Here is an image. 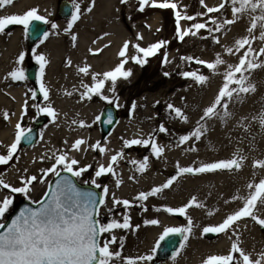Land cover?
<instances>
[{
  "label": "snow or ice",
  "instance_id": "obj_1",
  "mask_svg": "<svg viewBox=\"0 0 264 264\" xmlns=\"http://www.w3.org/2000/svg\"><path fill=\"white\" fill-rule=\"evenodd\" d=\"M203 12H199L196 15L186 14V8L178 5L173 0H137V11L144 12L145 7L149 6L153 9H171L175 19V36L183 42L189 35L197 36L201 30H205L208 33H222L223 30L230 25L238 22L242 17L248 16L250 18L249 26L246 28L247 35L238 38L234 41V47L225 48V52L228 55L241 53L238 58V63L227 64L226 70L222 73L223 83L219 88L212 103L203 110L200 119L196 122L194 130L190 135H185L179 138L178 144L183 145L191 139L199 141L203 135L207 133L205 123L207 120L213 118H219L221 122H226L231 117V113L228 111L229 104L231 102H242V96L244 94L254 93L256 91L255 85L250 81V74L253 70L258 68H264V61L260 60L261 56H264V47L259 48L257 51L253 48V43L256 40L264 43V0H220L218 5L209 7L205 0H199ZM14 0H0V10L5 6H11ZM121 4H127L128 0H120ZM95 5V0H91V6L86 8L87 12H92ZM72 11L70 13V20L65 29L66 32H70L73 26L81 19L82 8L79 0H72ZM231 8V18H224L222 21L210 14L221 13L226 7ZM208 17L205 22H196L190 25L187 29H181L182 21H196ZM34 22H39L48 25L50 21L44 16L38 14L37 8H31L25 11L23 14H10L0 16V34H4L5 30L11 25H19L23 27L24 33L29 32L30 26ZM214 25L215 27H209ZM148 27L147 25H145ZM58 26L51 24V28L55 30ZM161 29H157L159 32ZM255 35L254 33H257ZM34 34L38 39L41 37V30L35 29ZM107 35V34H105ZM40 43L43 44L49 39V33L43 32ZM103 37H101L102 39ZM201 39L206 37L201 36ZM77 36L72 35L71 40L73 46L77 41ZM143 36L137 34L136 40L140 41ZM213 42L220 43L218 37L213 35ZM95 43V41H93ZM166 41H158L152 43L148 47H141L140 44H132L131 41H125L118 52L119 63L113 70L104 72L103 74L94 73L91 75L92 84H83L84 91L81 93V99L91 100L93 96H98L102 100H106L107 103L112 104L113 100L104 96L103 90L106 82H110V90L115 93L117 81L120 79L128 80L132 76L131 70H126L125 66L131 61L132 63L143 66L146 64L148 58L156 56L160 49L166 46ZM130 46L134 49L135 54L129 55ZM108 47V45H105ZM103 49L93 51L89 49L90 54L98 55ZM35 62L39 65V72L37 73L36 80L39 85V93L43 98V101L48 102L50 100V90L45 85V68L48 63L46 57L41 54L35 53ZM25 61V54L21 52L18 59L15 61L17 67L11 70L5 79H10L13 82H23L27 80V75L22 67ZM181 61H187L189 63H195L202 65L204 68L212 72L213 75L220 74L218 69L220 66L225 65L226 61L221 58V55L217 53L213 62H207L199 58L192 56L181 57ZM167 54H164V63H169ZM66 66H71V61L66 62ZM78 73H82L88 76L90 73V67L84 66L77 69ZM165 75H168L165 73ZM182 75L193 80L198 85H205L208 82L209 77L207 75L198 74L197 71L184 72ZM31 92L30 99L32 101L37 100V92L29 89ZM66 95H72L71 92L65 93ZM28 100L24 101V107L22 109V116L27 115ZM36 111L52 118L55 123L57 118V112L51 106L50 103L46 106H40L33 104ZM135 104L132 105L134 110ZM171 112L175 113V116L183 122L188 121V117L179 108H175L172 104L167 105ZM222 110V111H218ZM3 118L7 120L9 114L3 113ZM100 117L97 116L96 120L99 121ZM254 120H258L261 128H264V111H261L257 117H253ZM112 122L111 114H108L107 123ZM72 123H77L73 121ZM91 125H85L83 122H79V127H90ZM31 129H25L21 126V123L15 125V137L14 141L7 146L6 154H0V166L8 165L13 158L16 157L18 149L23 142L31 143L32 137L30 136ZM158 131L160 133L167 132V129L160 126ZM247 131V128H245ZM88 142L84 139H77L70 146L69 151L80 152L82 146ZM67 144V141H65ZM132 146H151L152 154L156 158H160L163 155L164 148L156 143L154 136H149L147 139H132L123 140V147L130 148ZM98 151L101 155L105 154L107 149L101 146L100 142H96L94 145H88L84 151ZM188 151L195 152V147H190ZM124 153L121 151L116 155H112L107 166L101 164L94 171V178L90 183L96 188L102 186L97 183L96 178L103 177L111 174L116 176L117 173L114 169V165L118 164V161L122 159ZM49 159L53 160L52 165L49 168L42 169L41 174L22 177L19 181V187L13 186L4 179L0 178V190L6 189L8 194L4 195L0 199V220L5 217V214L9 212L14 203L13 194H20L26 199L30 198V192L32 186L36 183L45 184L49 176L59 177L56 180L53 187L49 182L48 190L44 192L43 198L38 201H32L38 205L37 208L26 207L22 209L10 223H0V264H116L117 261H121L122 264H144L153 260V255H143L136 258H124L119 250L112 252L110 246L117 244V237L111 236V239L101 241V237L105 233H112L114 230H127L132 227L130 224V216L127 214L122 215V222L115 219L108 223H102L97 217H99V209L106 205V200L109 196V189L107 186L102 188V196L97 199V195L94 192H82L76 185L67 177H61V173H68L72 177H81L84 173H88L92 169V165L79 166L80 161L75 158H69L67 152L64 150H58L57 153H53ZM247 157L239 155L237 152L231 159L219 160L215 162H199L198 166L182 167L179 163L176 164V176H172L166 180L161 186L153 187L148 192H140L134 197V200L145 202L150 197H155L165 190L170 189L177 179L185 174L198 175L205 173H215L218 171H240L244 161ZM131 164L137 165L136 171L144 173L148 168V158L145 157L142 162L135 160L130 161ZM253 169H264V160H254L252 163ZM255 175V173H253ZM130 179H135L130 177ZM116 187L119 188L122 184L120 179L115 181ZM249 190L247 196L235 195L231 201H225V203H231L234 201H242V207L235 210L233 213L228 214L221 223L214 227H204L202 229L203 234H226L231 232V236L236 237V241L231 244V248L227 255H209L203 259L202 264H264V251L259 254L256 260H253L250 254L246 253L239 246V232L238 223L241 220L250 218L259 227L264 228V218L259 217L256 212L258 205L264 206V178L259 179L258 182H249L247 184ZM113 208L109 209V212L113 211L116 206H122L125 210L133 207L131 201L126 199H117L112 197ZM143 206V205H141ZM204 208V204L200 203L196 196H192L190 200L184 205L177 208L164 207L163 212L170 215H177L184 217L187 220L186 227H166L163 229L162 234L159 236L157 242L152 248L154 254L157 249L161 247L162 241H166L172 236H181L183 242L180 244V249H183L192 233L194 222L190 216L187 215L189 209ZM144 208V211H147ZM155 211H161L157 208ZM212 211L208 212V215H213ZM146 224L159 225V221L152 219L145 221ZM119 247H123V238L119 242ZM237 254L239 259H237ZM179 252L174 253L173 259Z\"/></svg>",
  "mask_w": 264,
  "mask_h": 264
},
{
  "label": "bare ground",
  "instance_id": "obj_2",
  "mask_svg": "<svg viewBox=\"0 0 264 264\" xmlns=\"http://www.w3.org/2000/svg\"><path fill=\"white\" fill-rule=\"evenodd\" d=\"M89 1L91 2V0ZM208 1L212 2L214 0H206V2ZM115 3V0H95L92 12L82 14L77 27L71 33V36L76 35L78 38L75 46H73L72 40L70 45L65 46L54 39V42L45 43L44 47L38 49V52L43 54L48 61L45 68V85H47L52 95H59L60 100L64 104L63 108L65 111L58 113L61 124L55 130L41 131L42 137L36 146L18 149L16 157L13 158L14 162L11 161L14 164L0 176L5 182L19 187L21 186L19 183L20 179L22 177L26 178L28 172L29 174L32 172L34 175H40L42 169L49 168L52 165L53 160L49 159V157L53 153L58 154V150L61 149L67 152L70 159L75 158L79 160L80 166L91 164L92 169L90 171L92 172L93 179L95 169L101 164L107 166L111 156L122 151V144L117 142L119 133H116L115 129L101 144V146L107 149L105 154L101 155L98 151H84L88 145H94L98 142V137L96 132L89 137L87 133H82V128L79 127V122L86 124L90 118H93V114L97 109L91 102L94 96L91 100L86 98L81 99V93L84 91L82 83L84 84L85 81L89 84L93 83L91 75L94 73L103 74L104 72L113 70L119 63L118 52L126 40L122 26L116 19L117 4ZM52 6L53 0H14L11 6H5L0 10V14H23L31 7H36L39 9L38 14L46 15L49 14ZM94 35H101L103 38L101 39L100 37V40L93 44L92 38ZM9 40V50L4 55L7 64L0 67V154H6L7 146L14 141L15 125L18 122L22 123L20 119L21 109L16 105L18 98L22 104V99L18 95L21 92L15 93L12 89L7 88L11 80L5 79L7 74L16 67L15 61L18 59V54H16L18 47L16 45L17 34H11ZM105 45H108V47H105ZM89 49L93 51L103 49V51L98 55H92ZM69 60L71 61V66H66V62ZM84 66L90 67L88 76L77 71L79 67ZM225 70L218 71L220 73V77L217 79L219 84L214 82V86L216 85L218 88L222 86V73ZM54 71L59 74V80L56 82L55 80L52 82V79H49L51 77L50 73ZM246 75L250 76V81L255 85L256 91L244 94L242 102L234 100L229 104L228 108V111L232 114L229 121L240 120V122L234 125L239 124L244 129L246 120L253 119L261 111H264L263 69H255L250 74L246 73ZM106 85H110V82H106ZM211 88H208V93L206 92L205 98H203L200 105L201 111L212 103ZM67 92H71L72 95H66L65 93ZM4 112L9 114L7 120L3 118ZM195 117L192 116L191 120ZM73 121L77 123L74 124L72 123ZM253 122L251 130L247 131L250 135L245 139V141L247 140L245 146L239 142V139H235L234 133L230 134L231 138L225 139L224 134L226 132L217 130L216 132H207L203 135L204 137L202 136L201 140L205 142L200 147H195L197 149L195 152L188 151L189 147L185 144L179 145L178 143L166 149V152L164 151L162 157H160V164L166 169L170 167L176 168L177 163L182 167H195L198 166L199 162L209 163L227 160L231 159L237 152L239 155L247 157V159L244 161L240 171H233L232 173L224 174V172L218 171L207 173V176L205 174H185L179 177L170 189L158 194L153 205L177 208L184 206L185 200L188 202L192 196H196L198 201L204 204V208L193 207L189 209L187 214L195 216V220H197L201 227L217 226L228 214L242 207V201L231 203H225V201H231L235 195L247 196L249 192L247 184L249 182H258L259 179L264 178V169L252 168L254 160H264V128H261L258 120L253 119ZM185 135L187 134H180L181 137ZM77 139H84L88 142L82 146V150L80 151L81 159L77 156L78 152L69 151L70 146ZM65 141H67V144H65ZM96 152L97 155L95 156ZM132 159H136V156H133ZM116 166L114 165L113 167L115 168ZM124 175L125 173L118 172L116 178L121 179ZM166 178H160L151 169L145 177L124 182L123 186L116 190L114 196L122 197V199L132 198L140 192H148L151 188L166 182L169 177ZM96 179L98 183L99 178ZM90 185L92 184L90 183ZM3 190H0V199L4 196ZM108 203L109 199L107 198L106 204ZM145 203L149 204V202ZM140 204H143V202ZM209 211H212L214 214L208 215ZM256 214L264 218V206L258 205ZM174 216L168 213L163 215L148 213L144 215L143 218H149V220L156 219L160 223L159 225H138L134 228L132 239L129 242L130 247L134 248L130 257L136 258L149 255L154 242V236L164 228L182 227L177 217ZM198 224L196 223L197 226ZM192 231V234L197 232L194 229ZM243 232L240 233L239 230L237 233L239 236V246L246 253L250 254L253 260H256L259 254L264 251V239L261 234L257 233V229L250 225L245 227ZM229 237L224 234V236H220L216 241L210 243V245L207 244V246L201 249L215 254L226 253L231 244L236 241L235 236H232L231 239ZM193 238L189 239L186 246L179 250V255L176 256L175 260L172 259L164 264H197L198 259H195V251L191 252L190 248V245L193 244ZM129 244L127 243V245Z\"/></svg>",
  "mask_w": 264,
  "mask_h": 264
},
{
  "label": "rangeland",
  "instance_id": "obj_3",
  "mask_svg": "<svg viewBox=\"0 0 264 264\" xmlns=\"http://www.w3.org/2000/svg\"><path fill=\"white\" fill-rule=\"evenodd\" d=\"M58 1V0H56ZM53 0V6L51 7V14L54 15L56 9V3ZM72 1V0H68ZM117 4V15L116 19L120 22L122 26V30L125 33V41H131L132 44H140L141 47H148L152 43L158 41H166L167 44L164 48L160 49L159 53L156 56L148 58L146 64L143 66L136 65L131 61L125 66L126 70H131L132 76L128 80L120 79L117 81L115 93L110 90V85H105L103 90L104 96H107L109 99L113 100L112 104L107 103L106 100L100 99L98 96H94V99L91 101L96 106V111L93 114V118H90L85 125H91L90 127H84L81 129L82 133H87L89 137L96 132L98 137V142L102 144L103 139H101L99 134V125L96 117L99 116L102 108L105 105H113L117 108L119 114V123L115 127L116 133H119L117 137V142L122 144L123 140H132V139H147L149 136H154L155 141L158 145L163 146L164 151L168 149L170 146H174L178 143L179 138L181 137L180 134L184 133L190 135V133L194 130L196 126V122L200 119L202 111L200 110V105L205 98L206 92L208 93V88L212 87L210 90L211 98L214 99L216 96L219 88L214 86V82L219 84L217 79L220 77L219 74L213 75L208 69L204 68L202 65H197L195 63H189L187 61H181V57L192 56L194 58H199L201 60L207 62H213L217 53L221 55V58L226 61L225 65L219 67L218 71L222 69H226L227 64H236L238 63V58L241 53L228 55L225 52V48L227 47H234V41L238 38H242L247 35L246 28L249 26L250 18L248 16L242 17L238 20L237 23L227 26L222 33H208L205 30H201V32L197 36L189 35L181 42L175 36V19L174 14L171 9H153L149 6L145 7L144 12L137 11L138 4L137 0H128L127 4H121L120 0H115ZM81 3L82 13H86V8L91 6V2L89 0H79ZM160 2V0H157ZM178 5L186 8V14L188 15H196L199 12H203L204 9L201 7L199 0H173ZM220 0H214L212 2L205 3L211 7L216 6ZM36 8V7H31ZM30 8V9H31ZM29 9V10H30ZM38 9V8H37ZM13 14V13H12ZM4 14H0L3 16ZM8 15V14H7ZM10 15V14H9ZM47 18L50 21L49 24V39L45 41L43 44L36 43L35 45L28 46L25 40V33L22 26L15 25L16 28L11 31H7L4 34H0V67H3L7 64L5 58V52H8L9 48V38L10 35L13 33L17 34V43L18 45L16 54L23 52L25 54V61L19 67L26 69V67L30 66L31 64H36L38 67L39 72V65L35 62L34 59V50L35 53L41 54L38 52L40 47H44L45 43L54 42V39L57 40L59 43L68 46L71 43V33L75 30L78 25V22L73 26L70 32H66L65 29L67 24L70 20L68 19H61L56 17L54 20V16ZM212 17L217 18L218 20L222 21L224 18H231V8L230 6L226 7L221 13H214L210 14ZM208 17H204V19H197L196 21H182L181 22V29H187L190 27L191 24L196 22H205ZM51 24H56L58 27L53 30L51 28ZM61 24V25H60ZM147 25L148 27H146ZM209 27H215L214 25H209ZM161 29L159 32L157 29ZM137 34L143 36V39L140 41L136 40ZM258 35L257 33H254ZM213 35L219 38L220 43L216 44L213 42ZM206 37L205 39H201L200 37ZM101 35H94L93 41H99ZM94 44V43H93ZM47 45V44H46ZM264 47V43L259 40H256L253 43V48L257 51L259 48ZM167 54L169 63H164V54ZM135 54L134 49H129V55ZM43 55V54H41ZM261 61H264V56L260 57ZM17 67V65H16ZM260 69V68H258ZM263 69V79H264V68ZM198 74L207 75L209 77L208 82L205 85H198L191 79L185 78L182 73L189 72V71H197ZM37 72V73H38ZM167 73L168 75H165ZM49 79H52V82L55 80H59V74L54 71L50 73ZM50 82V81H49ZM84 84H88L91 86L92 83L84 82ZM212 84V85H211ZM38 89L39 85L36 83ZM211 85V86H210ZM47 86V85H46ZM216 87V88H215ZM7 88H10L15 93L18 94L22 99V104L18 98L16 105L20 107L21 113L20 117L22 116V109L24 107V101L28 100V107H27V115L23 116L21 126L25 129H31L33 127V123L38 116H43L46 119V124L41 127L38 134V140L36 145L41 140V131L49 130V129H56L61 122L60 116L58 113L61 111H65L64 104L60 100L59 95H52L50 93V100L48 102L43 101L41 98L40 101H32L30 99L31 92L29 89L33 90L30 83L26 80L23 82H13L10 81L7 85ZM214 89V90H213ZM58 96V97H55ZM213 101V100H212ZM50 103L51 106L57 112V118L55 123H53L52 118L45 116L36 111L33 104H37L40 106H46V104ZM135 104L136 107L133 110L132 105ZM172 104L175 108L181 109V111L188 117L187 122L181 121L179 118L175 116L174 112H171L167 105ZM222 111V110H218ZM62 113V112H61ZM200 113V114H199ZM193 120H191V117ZM21 119V118H20ZM230 118L226 120V122H221L219 118H213L211 120H207L205 123V127L207 128V132H216L217 130L225 131L224 134L225 139L231 138L230 134H235V139H239V142L245 146L247 143V137L250 135L248 132L251 130L253 125V119L246 120L244 123V127L247 128L245 131L241 125L236 124L240 122V120L235 119L233 122L229 121ZM63 121V120H62ZM63 123V122H62ZM65 123V121H64ZM163 126L167 129V132L160 133L158 131L159 127ZM215 127L219 128L216 129ZM204 137V136H203ZM201 137V139L203 138ZM233 138V137H232ZM196 141L194 138L189 140L185 145L187 147H200V145L204 144V140ZM35 145V146H36ZM196 145V146H195ZM34 147V146H33ZM21 147H19L20 149ZM32 148V147H31ZM122 152L124 156L120 159V162L114 168L116 173L123 172L125 173L124 176L120 179L122 184L120 187L123 186L124 182H130V177L142 178L149 174L151 169L160 176V178L165 179L166 177L170 178L172 176H176V168L170 167L166 169L164 166L160 164V158H156L152 154L151 146L143 147V146H132L130 148H122ZM97 152L95 153V156ZM78 158L81 159V152L77 154ZM133 156H136V159H132ZM148 158V168L144 173H139L135 169L137 165H133L130 161L135 160L138 163L142 162L144 158ZM162 157V156H161ZM14 162V161H13ZM10 162L8 165L0 166V176L2 173L6 172V170L14 164ZM80 166V165H79ZM235 171V170H233ZM233 171H220L224 172V174L232 173ZM34 175L32 172H28L27 176ZM38 177L39 174H35ZM207 176V173H205ZM54 176H49L48 180L45 184L36 183L32 186V191L30 192V200L26 199L24 196L20 194H13L14 196V203L10 208L9 212L5 214V217L0 220V223H5L9 217V215L13 212L15 207L22 201H27L31 204L32 201H38L43 198V194L47 191L49 182L53 179ZM75 180L80 185H90V181L92 179V172L89 171L88 173H84L81 177L77 178L74 177ZM159 178V177H157ZM166 178V179H167ZM116 176H112L111 174L105 175L99 178V184L102 186L101 188H97L98 190L102 191L104 186H107L109 189V203L105 206L100 207L99 212L100 215L97 217L102 223L111 222V220L115 219L117 221L122 222V215L127 214L130 216V224L132 225L131 228L127 230H114L112 233H105L101 237V241L111 239L112 235L117 237V244H112L110 246V250L115 252L119 250L124 258H131V254L133 253V249L130 247L129 242L132 239L133 230L138 225H147L145 221H149V218H143L144 215L148 213L153 214H166L162 211L164 207L159 205H153L155 203V197H150L147 201L149 204L147 205L145 202L143 204L141 201L134 200L132 198H126L132 202L133 207L125 210L122 206H116L115 209L109 212L110 208H113V200L112 197L116 192ZM163 184V183H162ZM157 185L155 187L161 186ZM150 191V190H149ZM3 194H8L7 190H3ZM117 199H122V197H115ZM187 200H185V204ZM143 205V206H141ZM144 208H147V211H144ZM161 209V211H155V209ZM190 216L194 222L193 229L197 231L196 233L190 234L189 239H192V245H190L191 252H194L195 259H198L197 264H202L203 259H205L209 255H224L222 252L220 253H213L207 252L204 249H201L207 246V241L203 238L202 229L204 227L199 226L196 217L187 214ZM174 216V215H172ZM177 220H179L182 227L187 226V220L184 217L175 215ZM198 224V226L196 225ZM252 226L257 229V233L262 235L264 239V228L259 227L255 222H253L250 218L246 220H241L238 223V227L240 233H244L243 229L247 226ZM214 227V226H208ZM163 230L159 231L156 236H154V242L152 244L151 250L154 247L155 243L157 242L159 236L162 234ZM224 236V234H219L220 236ZM226 236H231V232L226 233ZM217 237V238H219ZM123 238V247H119V242ZM127 243L129 245H127ZM210 245V243H209ZM150 254L153 255V260L146 262L145 264H154L153 262L157 261L155 258V253L153 254L150 251ZM209 254V255H208ZM172 260V259H171ZM167 261L160 262L161 264L166 263ZM159 263V264H160ZM116 264H122L121 261H117Z\"/></svg>",
  "mask_w": 264,
  "mask_h": 264
},
{
  "label": "water",
  "instance_id": "obj_4",
  "mask_svg": "<svg viewBox=\"0 0 264 264\" xmlns=\"http://www.w3.org/2000/svg\"><path fill=\"white\" fill-rule=\"evenodd\" d=\"M72 9H71V4L67 1H61L59 3V13L60 16L64 19H68L70 17V13H71ZM9 28V27H8ZM8 28L6 29V31L8 30ZM40 29L41 30V37L40 39H42V33L43 32H47V25L39 23V22H34L32 26H30L29 32L27 34H25V39L27 41V45L28 46H32L35 45L37 42L40 41V39H38L36 37V35L34 34L35 29ZM25 73L27 75V81L31 84L32 88L34 91L37 92V100L36 102L40 101L42 96L39 93V89L37 88V80H36V76H37V65L36 64H32L31 66L27 67L25 70ZM111 114L112 117V122L109 124L107 123V117L108 114ZM99 121H98V125H99V134L101 139H105L107 136H109L111 134V132L113 131V129L117 126V124L119 123V114H118V110L115 106L113 105H105L100 114H99ZM46 123V119L43 116H38L34 123H33V127L31 128V133L30 136L32 137V142L29 144L27 142H23L21 143L20 147L24 148V147H32L37 143L38 140V134H39V130L41 129V127H43V125H45ZM61 177H67L68 179H70L75 185L76 187L82 191V192H94L97 195V199H99L100 196H102V192L100 190H98L95 186L89 185H80L74 177H72L70 174L68 173H61ZM60 179L59 177H53V179L51 180V185L54 187L55 186V182L56 180ZM48 190V189H47ZM26 207H31L33 209L37 208L38 205L37 204H31L27 201H22L20 202L15 209L13 210V212L9 215L7 221L5 223H10L12 219L15 218L16 215L19 214V212L26 208ZM215 236V234L209 233L206 234V237L208 239H211ZM183 238L181 236H172L170 238H168L166 241H162L161 243V247L159 249H157L156 251V257L159 260H165V259H169L171 256L174 255V253H176L179 250V246L182 243Z\"/></svg>",
  "mask_w": 264,
  "mask_h": 264
},
{
  "label": "flooded vegetation",
  "instance_id": "obj_5",
  "mask_svg": "<svg viewBox=\"0 0 264 264\" xmlns=\"http://www.w3.org/2000/svg\"><path fill=\"white\" fill-rule=\"evenodd\" d=\"M56 1V0H55ZM61 1H63V0H58V1H56V3H57V5H56V9H55V12H54V15L53 14H51V12H49V14H46V15H44L46 18H49V17H51V15H53L54 16V18H53V20L56 18V17H59V18H61L60 17V13H59V3L61 2ZM67 2H71V5H72V1H68V0H66ZM39 10V9H38ZM50 24V23H49ZM49 24L47 25V29L49 30ZM16 28V26L15 25H11V26H9V30H8V32L9 31H11V30H14ZM5 32H7V31H5ZM206 234H204V236H205ZM217 237L219 236V234H217L216 235ZM208 243H212L214 240H206ZM230 248H231V246L229 247V250H230ZM229 250L226 252V253H224V255H227L228 253H229ZM222 253V252H221ZM220 253V254H221ZM173 258V257H172ZM237 259H239V257H238V254H237ZM156 260L157 261H155V262H153L154 264H159L160 262H163V261H159L157 258H156ZM161 264V263H160Z\"/></svg>",
  "mask_w": 264,
  "mask_h": 264
}]
</instances>
